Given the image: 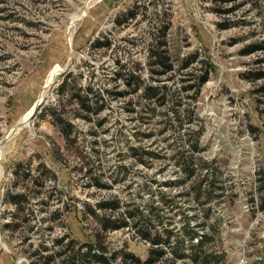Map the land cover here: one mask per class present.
Listing matches in <instances>:
<instances>
[{
  "label": "rangeland",
  "instance_id": "rangeland-1",
  "mask_svg": "<svg viewBox=\"0 0 264 264\" xmlns=\"http://www.w3.org/2000/svg\"><path fill=\"white\" fill-rule=\"evenodd\" d=\"M210 7V0H0V264H32L34 250L47 245L49 252L56 251L52 240L62 235H67L63 242H93L97 225L82 213L85 203L109 193L128 202L135 198L139 174L152 175L159 182L181 174L171 145L176 134L159 132L163 119L172 117L170 101L161 105L127 92L106 98L97 113L87 115L77 110L75 102L67 101L66 94L60 97L56 93L70 72V91L76 84L83 95L93 70L90 84L94 82L97 92L105 94L114 83L111 76L117 60L126 64L125 71L129 66L135 73L136 68L145 83H156L145 64L147 45L153 39L166 42L175 65L172 79L161 75L159 83L171 86L174 82L173 88L180 85L177 66L193 51L199 59L209 56L214 66L194 102L203 125L199 155L212 162L213 190L208 194L210 188H202L196 197L190 180L162 186L171 200L164 211L178 226L185 214L192 216L193 223L204 221L213 239L210 250L219 255L218 264H264L260 200L264 196V94L256 93V85L241 75L255 58L239 53L247 40L234 43L247 30L219 29V17ZM96 38H107L110 44L95 49L92 43ZM124 77L116 82V89H129ZM59 97L84 145L82 155L102 164L103 182L113 184L110 190L94 192L84 186L85 169L79 170V156L65 148L54 124L56 114L46 109ZM185 100L181 98L182 103ZM126 107L133 110L126 111ZM97 121L101 125L96 126ZM136 124L152 131L156 144L170 143L148 169L142 164L135 166L130 150L135 146ZM94 140L96 144H92ZM92 145L95 153L90 150ZM28 162L32 178L43 173L44 165L56 179L46 178L44 186H39V180L33 183L20 178V171L13 185L15 166ZM164 164V171L159 172ZM117 165H125L124 177ZM207 173L201 169L199 175L206 177ZM25 186L31 193L20 199L18 206L4 198L6 192H22ZM145 202L146 197L142 199ZM104 242L107 255L118 256L111 264L119 262L121 250L140 259L147 256L148 244L128 229L106 232Z\"/></svg>",
  "mask_w": 264,
  "mask_h": 264
},
{
  "label": "trees",
  "instance_id": "trees-1",
  "mask_svg": "<svg viewBox=\"0 0 264 264\" xmlns=\"http://www.w3.org/2000/svg\"><path fill=\"white\" fill-rule=\"evenodd\" d=\"M211 10L219 17L217 27L227 29L237 27L247 30L245 35L238 37L235 42L247 40L239 50L241 55H254L252 65L247 67L241 75L253 82L255 92L264 94V0H210ZM108 39L100 40L96 38L92 47L97 49L108 46ZM148 55L146 66L149 68L150 78H154L156 83L147 81L141 77L140 72L135 68V73L124 68L126 64H120L116 61L117 68L113 71L111 80L114 82L105 94L97 92L94 88L92 78L93 70L90 71V82L83 88L84 94L80 95L81 86L74 85L73 91H70L68 78L69 72L65 78L58 84L56 93L62 97L67 95V101L75 102L77 110L86 112L87 115L97 113L102 108L103 102L108 97L121 96L127 92H135L144 99H150L159 102V104H168L170 101V110L172 117L163 119L160 133L169 130L168 134L173 136L172 144L175 154L178 157V171L181 173L175 179H163L160 182L152 175L146 176L139 174L135 177V198L128 202L124 201L117 194H100L93 203H85L81 207L84 215L94 219L97 228L94 233V241L78 244L70 239L63 242L67 235L56 237L52 240V246L56 251L49 252L47 245L34 250L31 253L32 264H111L118 256L115 254L107 255V246L105 244V233L109 231L128 229L133 231L135 237L148 244V252L145 259H140L128 251H120L119 262L117 264H155L164 262L166 264H218L214 250H210L212 245V235L206 231L204 221L192 222V216L183 215L180 218L181 224L178 226L171 221L164 211L165 206L171 201L166 190L162 186L180 185L188 180L191 181V190L197 197L201 194L202 188L212 192L214 186V172L212 171V162L202 158L203 148L200 144V138L203 133V125L195 113V100L199 96L202 85L208 80L209 73L213 70V64L209 56L204 55L199 59L197 51L186 54L177 66L179 72L180 85L176 87L168 86L165 82L159 83L161 79L158 76L168 75L166 78L172 79L174 76L175 65L173 59L168 55L166 42L160 39H153L147 45ZM124 70V71H122ZM125 74L126 89H116V82ZM171 88H173L171 90ZM180 94H182L181 97ZM105 95V96H104ZM58 98V102L53 106L46 107L48 112L55 115L54 124L63 136L65 148L74 155L79 156V170H84L82 178L86 181L84 186L94 190V192L108 191L113 184L103 182L105 171L102 170V164H95L94 161L85 159L82 155L84 145L79 141L75 125L66 116L64 109L65 103ZM186 100L182 103L181 98ZM137 102H135V105ZM184 104V105H183ZM130 103H128V106ZM133 108L126 107V111H132ZM151 110V109H150ZM139 119V118H137ZM101 125V121L96 122V126ZM140 125H135V146L130 150L135 156V166L142 164L143 168L148 169L154 164V158L163 156L168 145L156 144L152 139L154 133L147 129H141ZM166 138H162L164 141ZM96 144V140L92 141ZM90 150L95 153V148ZM117 171L125 176V165H117ZM43 173L36 177H31V167L29 162L22 165L17 164L13 170L16 184L18 173L20 178L25 177L35 183L37 180L39 186H44L46 178L56 179V175L49 168L41 165ZM22 169V170H21ZM165 164L158 169L163 172ZM201 169H206L207 173L201 176ZM24 171V172H23ZM26 171V172H25ZM113 179L112 182H115ZM204 185V186H203ZM160 187V188H159ZM30 189L25 186L22 192H6L4 198L18 206L22 198L30 194ZM60 194L62 192L60 191ZM186 195L188 192H180ZM146 197L143 204L142 199ZM209 199V197H207ZM261 208L264 209V196L261 195ZM50 228V227H48Z\"/></svg>",
  "mask_w": 264,
  "mask_h": 264
},
{
  "label": "water",
  "instance_id": "water-1",
  "mask_svg": "<svg viewBox=\"0 0 264 264\" xmlns=\"http://www.w3.org/2000/svg\"><path fill=\"white\" fill-rule=\"evenodd\" d=\"M69 62H70V61H69ZM68 65H69V63L67 64V66L65 67V69L68 68ZM38 103H39V102H37V103L34 105V107L30 110V114L34 112L35 108L38 106ZM24 122H25V121H23V123H24Z\"/></svg>",
  "mask_w": 264,
  "mask_h": 264
},
{
  "label": "bare ground",
  "instance_id": "bare-ground-1",
  "mask_svg": "<svg viewBox=\"0 0 264 264\" xmlns=\"http://www.w3.org/2000/svg\"><path fill=\"white\" fill-rule=\"evenodd\" d=\"M52 79V74L48 77L47 82H46V86H48L51 82Z\"/></svg>",
  "mask_w": 264,
  "mask_h": 264
}]
</instances>
